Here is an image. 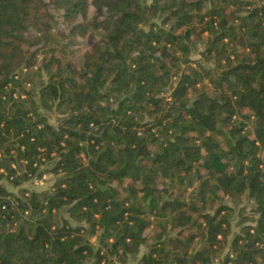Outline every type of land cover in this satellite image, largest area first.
<instances>
[{
	"label": "trees",
	"instance_id": "16d2710c",
	"mask_svg": "<svg viewBox=\"0 0 264 264\" xmlns=\"http://www.w3.org/2000/svg\"><path fill=\"white\" fill-rule=\"evenodd\" d=\"M0 264H264V0H0Z\"/></svg>",
	"mask_w": 264,
	"mask_h": 264
},
{
	"label": "rangeland",
	"instance_id": "374dc122",
	"mask_svg": "<svg viewBox=\"0 0 264 264\" xmlns=\"http://www.w3.org/2000/svg\"><path fill=\"white\" fill-rule=\"evenodd\" d=\"M81 44H78L76 46H73L71 47L72 50H77V49H81ZM202 48V45H201V42H197L196 43V49L197 51H199L200 49ZM79 50L76 52L75 55H72V58H74L75 56H77L79 54ZM191 58L193 59H197L199 58V55L195 52L194 54H192ZM52 176L51 175H47L46 178L43 180L42 183H39V184H35L33 182H27L25 184H23V186L29 188V189H36V190H41V189H45L47 188L51 182H52ZM248 202L247 200L243 201L242 204L238 205V206H235V212L233 213V216H232V219H231V223H232V229L233 231H237L239 230V225H238V222L240 220V216L238 214V209L243 206V205H246Z\"/></svg>",
	"mask_w": 264,
	"mask_h": 264
},
{
	"label": "built area",
	"instance_id": "2783aa9c",
	"mask_svg": "<svg viewBox=\"0 0 264 264\" xmlns=\"http://www.w3.org/2000/svg\"><path fill=\"white\" fill-rule=\"evenodd\" d=\"M47 175H43L40 179H34L32 182L35 184L42 183L43 180L46 178Z\"/></svg>",
	"mask_w": 264,
	"mask_h": 264
}]
</instances>
